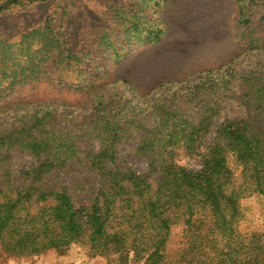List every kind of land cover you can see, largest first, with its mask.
I'll use <instances>...</instances> for the list:
<instances>
[{
	"label": "trees",
	"instance_id": "obj_1",
	"mask_svg": "<svg viewBox=\"0 0 264 264\" xmlns=\"http://www.w3.org/2000/svg\"><path fill=\"white\" fill-rule=\"evenodd\" d=\"M47 1L0 0V114L24 87L85 93L129 51L164 33L167 0H99L103 9L93 15L80 0H66L60 13L29 24L23 14ZM234 5L238 54L225 65L146 94L112 76L88 107L13 113L0 130L5 255L64 256L77 245L117 264H264L263 237L242 232L241 207L264 197V0ZM226 101L237 111L217 123ZM127 144L145 173L117 165ZM16 153L36 159L19 172L21 183L2 167ZM70 168L80 172L72 188H46Z\"/></svg>",
	"mask_w": 264,
	"mask_h": 264
},
{
	"label": "crops",
	"instance_id": "obj_2",
	"mask_svg": "<svg viewBox=\"0 0 264 264\" xmlns=\"http://www.w3.org/2000/svg\"><path fill=\"white\" fill-rule=\"evenodd\" d=\"M221 3L167 0L160 13L164 27L161 39L129 51L112 69L113 79L146 94L161 84L182 81L230 62L238 54L234 14L227 19ZM71 258L72 255L57 256L49 251L29 263L67 264Z\"/></svg>",
	"mask_w": 264,
	"mask_h": 264
},
{
	"label": "rangeland",
	"instance_id": "obj_3",
	"mask_svg": "<svg viewBox=\"0 0 264 264\" xmlns=\"http://www.w3.org/2000/svg\"><path fill=\"white\" fill-rule=\"evenodd\" d=\"M221 5L225 8L227 19L233 12L235 15V5L233 0H220ZM66 0H49L43 4L37 5L30 12H26L23 15L29 24H35L44 20L47 16H53L60 13L61 6H64ZM82 6L86 5L89 15L97 14L103 9V4L99 0H80ZM14 12L7 13L3 16L6 21L10 15H14ZM234 19V16H233ZM249 64V61L243 64ZM112 76L100 78L94 82L93 87L85 91V93L72 92H59L57 89H49L44 86L24 87L18 90L12 97L7 100V107L12 109L3 114H0V130L7 128V122H10V118L15 111H18L27 106H39V105H54L59 106L66 104V111H72L78 108L88 107L90 104V94L98 89L107 81H111ZM58 101V102H57ZM20 104V105H18ZM237 111V107L234 102L226 101L222 105V115L217 123L223 121L224 118H231ZM209 141V139H208ZM93 145V144H92ZM134 144L123 145L119 148L117 155V165L119 167H130L134 172L143 174L146 172L145 162L133 151ZM94 143L93 148L96 147ZM179 164L190 169H198L199 165L194 159L180 158ZM36 165V159L29 154H13L10 155L9 161L2 164V167L8 168L11 171V176L16 183H21L19 172L26 171L32 166ZM80 172L76 168H70L68 172H57L55 176L47 180L46 188H60L65 186L72 188V184L80 179ZM72 193L75 194L74 190ZM77 195V194H75ZM82 197L77 195V200ZM241 207L244 210L245 222L243 224L244 233L256 232L262 235L264 241V197L254 195L246 198L241 202ZM72 255L71 260L67 264H117L116 258L106 256H89L84 248L79 246H72L70 250L64 256ZM32 260H36V257L30 258H16L5 255L0 249V264H31Z\"/></svg>",
	"mask_w": 264,
	"mask_h": 264
}]
</instances>
